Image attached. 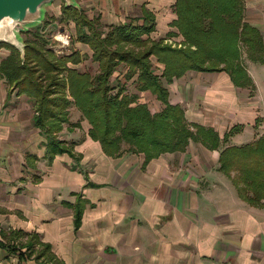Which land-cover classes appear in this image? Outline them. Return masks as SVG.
<instances>
[{
  "label": "crops",
  "instance_id": "obj_1",
  "mask_svg": "<svg viewBox=\"0 0 264 264\" xmlns=\"http://www.w3.org/2000/svg\"><path fill=\"white\" fill-rule=\"evenodd\" d=\"M76 2L89 19L98 17L107 25L142 22L147 9L156 21L151 38L183 39L171 26L175 0ZM243 2L244 21L264 41V0ZM85 47L74 50L91 58ZM257 64L247 68L254 90L236 87L225 72L187 71L167 85L169 101L184 106L190 123L212 128L220 138L242 126L226 146L253 142L264 134ZM123 77L120 83L127 85ZM133 86L130 92L152 112L161 109L155 96ZM33 109L28 96L0 77V264H39L27 247L33 233L49 245L51 264H264V205L249 204L219 170L220 147L212 150L190 140L184 151L146 163L143 153L110 157L72 107L58 133L71 153L48 162L47 139L33 125ZM79 202L83 214L76 227ZM19 252L26 254L21 258Z\"/></svg>",
  "mask_w": 264,
  "mask_h": 264
},
{
  "label": "trees",
  "instance_id": "obj_2",
  "mask_svg": "<svg viewBox=\"0 0 264 264\" xmlns=\"http://www.w3.org/2000/svg\"><path fill=\"white\" fill-rule=\"evenodd\" d=\"M174 4L176 20L171 26L182 34L180 43L151 38L156 21L147 9L142 22L129 19L107 25L98 17L89 19L83 8L61 5L59 16L49 14L41 24L22 33L24 59L11 45L0 44L9 50L0 60V77L32 101L33 125L47 139L48 162L58 154L71 153L58 133L73 107L90 124L89 137L99 141L110 157L143 153L146 163L164 153L184 151L190 140L212 150L220 147L219 170L232 179L249 204L264 205V134L250 143L226 146L242 126L231 127L220 138L214 129L190 123L184 106L170 103L167 89L185 72L201 71L225 72L236 87L254 90L252 78L241 63V44L246 46L250 61L264 65L261 32L244 21L243 0H175ZM55 21L74 23L76 41L88 46L91 61L98 65L95 74L78 67L83 59L81 51L57 54L49 46L45 32ZM122 65L127 67V80L135 78L136 91L155 96L160 110L152 112L138 93L128 92L125 84L110 79ZM75 211L74 225L78 227L83 214L81 202ZM14 236H22V232H14ZM27 247L39 264L54 262L49 245L38 241L36 234L30 235ZM23 254L19 252L21 258Z\"/></svg>",
  "mask_w": 264,
  "mask_h": 264
},
{
  "label": "rangeland",
  "instance_id": "obj_3",
  "mask_svg": "<svg viewBox=\"0 0 264 264\" xmlns=\"http://www.w3.org/2000/svg\"><path fill=\"white\" fill-rule=\"evenodd\" d=\"M64 5V1L63 0H52V2L47 6L45 5L44 8H46V15L45 17L49 16V14H55V16H59L61 11L59 12L58 10V6ZM44 17V19H45ZM48 19V18H47ZM42 22H40L41 24ZM37 26V25H36ZM35 26V27H36ZM33 27V28H35ZM30 28V29H33ZM50 30V31H47ZM47 30L45 32L46 37H48L50 39V43L49 46L53 49V51H55L57 54H61L63 51L60 49L62 46H66V50L65 52H71L70 50H74V48H79L80 50H83L85 47V45L83 43H80V45L78 44V42L76 41V36L74 35V23L73 22H59V21H55L53 22V26H48ZM22 33H20V37L23 38ZM62 37V38H59ZM24 39V38H23ZM153 39H157V38H153ZM242 46V52H241V63L242 65H244L246 67V69L248 68V65H250V63H252V61H250L248 59V55H247V49L246 46H244L243 44H241ZM78 50V51H80ZM8 49H6L5 47H1L0 48V60L2 57L7 56L8 54ZM83 54V59L79 64V68L83 69V70H87L88 72L95 74V72L98 69V65L95 62L91 61V58L89 56L88 53H81ZM123 66V65H122ZM125 66V65H124ZM258 68V72L260 74V76L257 78L258 79V87L261 91V93H263L264 95V65L262 64H257L256 65ZM127 68L125 67L124 69L121 68V66L117 69V71H115L113 73V75L111 76L110 79H118L120 82V79L124 80L123 75L126 73ZM119 73L118 76L113 77L116 75V73ZM120 76V77H119ZM120 79H119V78ZM116 82L118 81H114V83L116 84ZM125 83V81H124ZM126 88L127 91L130 92L131 89H133V82L132 79L128 80V82H126ZM124 85V84H122ZM16 89V88H15ZM18 91V90H17Z\"/></svg>",
  "mask_w": 264,
  "mask_h": 264
},
{
  "label": "water",
  "instance_id": "obj_4",
  "mask_svg": "<svg viewBox=\"0 0 264 264\" xmlns=\"http://www.w3.org/2000/svg\"><path fill=\"white\" fill-rule=\"evenodd\" d=\"M64 6L80 9L76 0H63ZM52 0H0V44H9L24 59L25 43L21 32L39 25L46 15L45 5Z\"/></svg>",
  "mask_w": 264,
  "mask_h": 264
},
{
  "label": "built area",
  "instance_id": "obj_5",
  "mask_svg": "<svg viewBox=\"0 0 264 264\" xmlns=\"http://www.w3.org/2000/svg\"><path fill=\"white\" fill-rule=\"evenodd\" d=\"M66 46H62L60 49L63 51L61 54L64 53V50H65Z\"/></svg>",
  "mask_w": 264,
  "mask_h": 264
},
{
  "label": "bare ground",
  "instance_id": "obj_6",
  "mask_svg": "<svg viewBox=\"0 0 264 264\" xmlns=\"http://www.w3.org/2000/svg\"><path fill=\"white\" fill-rule=\"evenodd\" d=\"M59 38H62V37H59Z\"/></svg>",
  "mask_w": 264,
  "mask_h": 264
}]
</instances>
